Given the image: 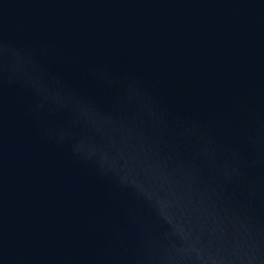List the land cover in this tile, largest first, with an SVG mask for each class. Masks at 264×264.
Instances as JSON below:
<instances>
[{
    "label": "water",
    "instance_id": "obj_1",
    "mask_svg": "<svg viewBox=\"0 0 264 264\" xmlns=\"http://www.w3.org/2000/svg\"><path fill=\"white\" fill-rule=\"evenodd\" d=\"M0 264H264V0H0Z\"/></svg>",
    "mask_w": 264,
    "mask_h": 264
}]
</instances>
